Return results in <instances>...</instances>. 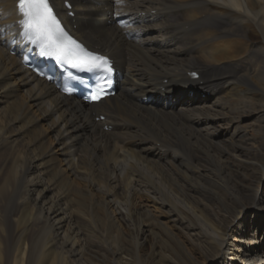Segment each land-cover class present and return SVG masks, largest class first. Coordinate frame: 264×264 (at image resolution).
<instances>
[{"label":"bare ground","instance_id":"obj_1","mask_svg":"<svg viewBox=\"0 0 264 264\" xmlns=\"http://www.w3.org/2000/svg\"><path fill=\"white\" fill-rule=\"evenodd\" d=\"M64 1L116 91L36 77L0 0V264H264V0Z\"/></svg>","mask_w":264,"mask_h":264},{"label":"snow or ice","instance_id":"obj_2","mask_svg":"<svg viewBox=\"0 0 264 264\" xmlns=\"http://www.w3.org/2000/svg\"><path fill=\"white\" fill-rule=\"evenodd\" d=\"M17 7L22 16L20 23L24 39L37 46L42 55L54 57L77 71L111 73L107 57L88 51L68 35L53 12L50 0H18ZM102 79L107 82L106 77ZM97 87L99 92L93 95V99L104 94L103 87L99 84Z\"/></svg>","mask_w":264,"mask_h":264},{"label":"rangeland","instance_id":"obj_3","mask_svg":"<svg viewBox=\"0 0 264 264\" xmlns=\"http://www.w3.org/2000/svg\"><path fill=\"white\" fill-rule=\"evenodd\" d=\"M181 102H182V101H179L176 105H179V103H181ZM254 118H256V115L252 117V121H253ZM100 119H102V118H100ZM263 231H264V226L262 227V232H263ZM259 232H260V230H259ZM262 232H261V233H262ZM167 243H168V242H167ZM186 247H187V243H186ZM145 250H146V248H145ZM258 251H259V254H260V253H261V254H262V253L264 254V243L258 248ZM103 252H104V253H103V256L106 257L108 260H110V258L112 257L111 253H110L107 249H106V250L103 249ZM176 254H177V255H180V256H182V257H184V255H183L182 253L180 254L179 252H177ZM96 255H97L98 257H100V253L97 252ZM110 255H111V256H110ZM101 256H102V255H101ZM173 256H175V254H174ZM199 261H201V259H200Z\"/></svg>","mask_w":264,"mask_h":264}]
</instances>
